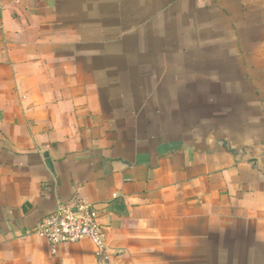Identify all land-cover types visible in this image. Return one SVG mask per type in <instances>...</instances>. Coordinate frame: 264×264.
<instances>
[{"label": "crops", "instance_id": "0c3cea01", "mask_svg": "<svg viewBox=\"0 0 264 264\" xmlns=\"http://www.w3.org/2000/svg\"><path fill=\"white\" fill-rule=\"evenodd\" d=\"M0 264H264V0H0Z\"/></svg>", "mask_w": 264, "mask_h": 264}, {"label": "built area", "instance_id": "2783aa9c", "mask_svg": "<svg viewBox=\"0 0 264 264\" xmlns=\"http://www.w3.org/2000/svg\"><path fill=\"white\" fill-rule=\"evenodd\" d=\"M103 213L94 203L72 199L60 203L47 215L36 227L35 234L46 241L52 254L60 246L76 245L87 240L94 247V256L105 259L107 244L100 224Z\"/></svg>", "mask_w": 264, "mask_h": 264}, {"label": "water", "instance_id": "95a60500", "mask_svg": "<svg viewBox=\"0 0 264 264\" xmlns=\"http://www.w3.org/2000/svg\"><path fill=\"white\" fill-rule=\"evenodd\" d=\"M43 157L45 158V164L49 171L53 172L52 165L48 159L47 154H43Z\"/></svg>", "mask_w": 264, "mask_h": 264}]
</instances>
